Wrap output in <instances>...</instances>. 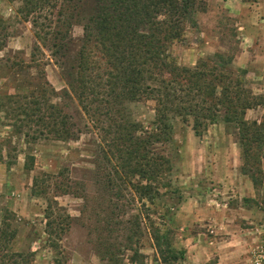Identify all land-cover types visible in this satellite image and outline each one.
Returning <instances> with one entry per match:
<instances>
[{
	"label": "rangeland",
	"instance_id": "rangeland-1",
	"mask_svg": "<svg viewBox=\"0 0 264 264\" xmlns=\"http://www.w3.org/2000/svg\"><path fill=\"white\" fill-rule=\"evenodd\" d=\"M23 4L0 0V227L17 231L11 251L29 254V264H185L160 260L156 229L176 250L185 235L213 241L238 230L246 264H264V184L256 188L242 172L251 167L264 178V142L244 158L240 130L223 112L200 134L191 116L161 118L164 107L148 94L133 95V74L106 63L93 43L87 70L104 80L108 71L118 82L113 95L106 84L89 88V99L98 101L87 103L76 82L82 27L71 28L70 47L59 51L50 35L37 36L32 15L19 12ZM251 21L259 26L258 15ZM239 27L223 1L197 0L182 35L164 48L166 60L187 68L206 63L215 74L209 80L224 74L245 95L264 94V58L247 59L245 68L242 58L235 62ZM216 82L217 92L228 85ZM51 115L64 119L68 135L50 133ZM38 118L46 123L36 125ZM244 118L264 124V105ZM151 157L153 178L132 171Z\"/></svg>",
	"mask_w": 264,
	"mask_h": 264
},
{
	"label": "trees",
	"instance_id": "trees-1",
	"mask_svg": "<svg viewBox=\"0 0 264 264\" xmlns=\"http://www.w3.org/2000/svg\"><path fill=\"white\" fill-rule=\"evenodd\" d=\"M21 1L24 4L19 8V12L25 17L32 15L33 25L39 29L37 36L45 38L50 35V39L53 40L52 47L59 51L70 47L67 45L72 43V40L68 39L71 28L74 25L82 27L83 45L77 56L76 68H79V72L76 82L87 103L89 100L98 101L96 97L89 99L86 94L89 88L94 89L98 85L106 84L112 92L118 82V78L108 71L105 72L104 80L93 67L87 70L89 65L85 54L86 47L93 43L107 57L106 63L115 65L117 62L119 72L133 74L131 79L133 95L148 94L164 107L160 113L161 118L165 119L168 112L177 113L185 119L191 116L192 128L196 134H200L208 124L216 123L223 112L222 120L225 123H233L240 130V146L244 158L252 157L255 149L262 150L264 124L248 122L244 115L246 110L260 104L264 105V94L245 95L244 89L239 87V82L232 84V80L224 74H220L222 78L215 77V80H209L207 77L215 74L214 69H209L206 63L187 68L176 66L166 60L164 48L173 39L182 35L183 23L192 17L197 0ZM218 57L223 60L222 56ZM232 60L233 58H229L228 62L231 63ZM164 72L169 73L168 78L162 75ZM224 79H228V85L225 84L224 88L217 92L216 81L223 82ZM147 80L154 82L155 85L146 84ZM21 111L25 113L24 108ZM63 120L62 117L51 115L50 126L47 124L50 133L64 132L68 135V130L60 127L64 124ZM41 122L46 123L43 118H38L36 125H44ZM158 135L154 134L156 137ZM262 155L264 157V148ZM29 163L31 165L32 160L26 164L30 168ZM156 164L153 157L147 158L144 162L145 168L138 166L132 171L142 175L148 174L153 178L158 171ZM242 172L250 177L256 188L264 184V178L257 176L251 167L244 166ZM252 199L244 198L245 201ZM16 235L17 231L9 230L5 224L0 227V264H29V254L10 249V243ZM153 235L154 247L162 262L168 263L183 258L185 251L176 250L170 239L160 234L158 229Z\"/></svg>",
	"mask_w": 264,
	"mask_h": 264
},
{
	"label": "crops",
	"instance_id": "crops-1",
	"mask_svg": "<svg viewBox=\"0 0 264 264\" xmlns=\"http://www.w3.org/2000/svg\"><path fill=\"white\" fill-rule=\"evenodd\" d=\"M230 15L237 17L239 20V52L235 56V62L240 67L245 68L247 59H255L251 63H256L257 59L264 58V0H220ZM258 15L259 23L253 25L251 18ZM249 21V22H248ZM263 27V28H260ZM237 38H239L237 36ZM260 43L263 46L260 47ZM247 55L250 57L248 58ZM243 65H242V64ZM256 65V64H255ZM231 231V235L216 238L213 241H203L198 235H185L183 242L184 263L185 264H246L245 247L241 244L242 238L239 233L235 234ZM218 240H223L218 242ZM207 242V243H206ZM210 245L212 246H209ZM203 251L212 256V260H204ZM210 256V257H211Z\"/></svg>",
	"mask_w": 264,
	"mask_h": 264
}]
</instances>
